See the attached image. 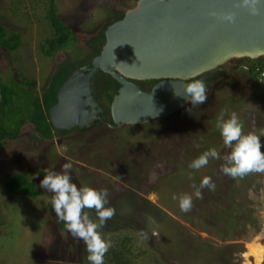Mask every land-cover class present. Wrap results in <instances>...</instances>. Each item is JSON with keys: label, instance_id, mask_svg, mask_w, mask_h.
<instances>
[{"label": "rangeland", "instance_id": "1", "mask_svg": "<svg viewBox=\"0 0 264 264\" xmlns=\"http://www.w3.org/2000/svg\"><path fill=\"white\" fill-rule=\"evenodd\" d=\"M138 1L55 3L61 19L86 48L117 13L133 9ZM49 9V0H0L8 32L22 36L18 52L0 48V80L5 85L26 78L36 83L41 96L59 65L87 60L78 50L59 52L51 60L42 55L50 35ZM245 66L249 63L233 60L231 75L203 105H189L147 125L47 142L36 140L34 126L27 123L19 138L0 140V264H89L86 245L57 219L53 194L40 187L44 175L61 172L65 163L72 164L70 175L78 187L107 189L105 207L114 208L115 214L99 231L111 246L118 245L119 238H132L133 264H255L247 254L251 244L264 246V173L232 178L220 171L223 160L211 158L199 170L189 167L210 148L221 156L230 153L216 126L221 116L227 120L235 113L244 134L264 130V87ZM17 174L26 176L43 195L31 199L2 192ZM205 176L215 188L202 189L197 198ZM182 195L192 197L188 212L180 210ZM85 211L99 222L95 209Z\"/></svg>", "mask_w": 264, "mask_h": 264}, {"label": "water", "instance_id": "2", "mask_svg": "<svg viewBox=\"0 0 264 264\" xmlns=\"http://www.w3.org/2000/svg\"><path fill=\"white\" fill-rule=\"evenodd\" d=\"M239 5L240 0H139L107 29L91 68L76 69L60 88L49 111L53 128H91L108 115L93 89L100 72L121 87L110 108L118 129L147 125L188 107L182 97L187 81L233 60L263 59L264 0H257L255 13ZM229 15L234 22L225 19ZM147 81L159 83L145 92L139 82Z\"/></svg>", "mask_w": 264, "mask_h": 264}, {"label": "clouds", "instance_id": "3", "mask_svg": "<svg viewBox=\"0 0 264 264\" xmlns=\"http://www.w3.org/2000/svg\"><path fill=\"white\" fill-rule=\"evenodd\" d=\"M257 0H240L241 7L251 8L256 12L254 5ZM228 22H234L235 17L226 16ZM175 95L177 94L175 90ZM192 107L203 105L207 99V85L203 80L192 79L184 84V95L182 96ZM191 112V109H188ZM217 128L223 138V144L230 148L229 154L221 156L216 148H210L198 158L193 160L189 167L199 170L209 163V159L223 160L220 171L229 177H244L249 173H264V130L259 134H244L243 125L238 116L233 113L227 120L221 116L217 120ZM71 163H65L62 171L49 172L40 181V187L53 194L51 199L52 210L59 221H62L67 231L74 239L84 242L87 248V260L89 264H105L104 257L111 247L110 242L101 234L99 229L105 222L112 218L115 209L105 207L108 203L107 189L96 190L91 187L77 186L72 182L70 175ZM215 188L211 178L205 176L195 192L197 198H201V190ZM174 199L176 197H173ZM179 207L183 212H188L192 208V197L182 195L179 198ZM85 209H95L98 223L89 218Z\"/></svg>", "mask_w": 264, "mask_h": 264}, {"label": "trees", "instance_id": "4", "mask_svg": "<svg viewBox=\"0 0 264 264\" xmlns=\"http://www.w3.org/2000/svg\"><path fill=\"white\" fill-rule=\"evenodd\" d=\"M49 2L50 9L47 12L46 20L50 27V35L44 40L41 50L42 55L51 60L59 52L65 50L74 52V50H78L81 55H86L87 60L84 62L67 60L59 65L53 76L48 78L46 85L42 89L41 96L36 92V83L26 78L15 80L14 84L12 82L6 85L0 80V140L15 139L22 133V129L27 123L32 124L37 134L44 139L52 138L56 131L50 122L49 111L57 104L58 91L77 68L89 66L91 60L100 55L106 43L105 34L102 33L97 40L89 43L88 48L81 47L75 33L59 16L56 0H49ZM14 8L12 9L14 10ZM21 46L22 36L8 32L0 13V48L16 53ZM249 64L252 69L247 73L257 80L255 68L258 65L264 67V61L261 59L257 61L249 60ZM97 79H102L104 83L102 94H99L98 98L101 100V97H103L105 102L110 105L119 85L111 77L105 76L101 72ZM1 191L6 193V195L17 196L18 198L37 199L43 195L42 192L36 190V185L22 174L14 175L9 179L3 185ZM131 239L130 237L119 238L118 245L111 246L105 254V264H133L134 251L132 249L133 240Z\"/></svg>", "mask_w": 264, "mask_h": 264}, {"label": "flooded vegetation", "instance_id": "5", "mask_svg": "<svg viewBox=\"0 0 264 264\" xmlns=\"http://www.w3.org/2000/svg\"><path fill=\"white\" fill-rule=\"evenodd\" d=\"M138 3V2H137ZM137 3H136V5H137ZM136 5L133 7V8H135L136 7ZM125 14H126V12L125 13H123V14H119V13H117L115 16H114V19L112 20V21H110V22H108V24L103 28V30H102V32H100L98 35H96V36H94L92 39H90V40H88V42L86 43V48H88V46H89V43L90 42H92V41H94V40H97V38L100 36V34H102V33H106V31H107V29L111 26V25H113V24H115V23H117V22H119V21H121V20H123V18H124V16H125ZM94 60V59H93ZM93 60H91V64H89V66H87V67H83L84 69H90L91 68V65H92V61ZM238 60H242V61H246V62H248L249 63V59H238ZM261 60H263L264 61V58L263 59H261ZM232 62V61H231ZM231 62H229L228 64H226L225 66H223V67H221V68H218V69H216V70H214V71H212V72H209V73H207V74H204V75H202L201 77H199V78H197V79H200V80H203L204 81V83L207 85V96H208V99L214 94V92L216 91V89H217V87L219 86V85H221L231 74L229 73V64L231 63ZM77 69H79V68H77ZM100 74V73H99ZM98 74V75H99ZM103 74V73H102ZM97 75V76H98ZM105 75V74H104ZM105 76H107V75H105ZM107 78V77H106ZM159 83V81H147V82H139V85L141 86V88L145 91V92H151V90L153 89V87L155 86V85H157ZM119 85V84H118ZM103 87H104V83L102 82V79H97V77H96V79H95V81H94V83H93V89H94V93H95V96L97 97V99L102 103V105L104 106V108L106 109V111H108V115H106V114H102L101 115V119H99L96 123H95V125H93V126H91V128H83V129H80V128H73V129H71V130H69V131H56L55 129V131H56V134L55 135H53V137L52 138H50V139H44L43 137H41L39 134H37V132H36V129H35V127H34V138L37 140V139H39V140H44V141H47V142H49V141H53V139L55 140L57 137V139H61L62 137H64V139H67V138H70V137H72V136H76V135H83V134H85L86 132H90V131H94V130H103V129H106V130H110V131H112V132H116V131H118V130H120L121 128H123V127H125V125L124 126H122L121 128H118V129H116L115 128V124H114V121H113V119H112V115H111V111H110V108H111V104L109 105L108 103H106L105 102V100H104V98L103 97H101L102 99L100 100L99 98H98V95L99 94H102V89H103ZM120 85H119V88H118V90H117V92H116V94H115V96L118 94V91L120 90ZM114 96V97H115ZM114 99V98H113ZM207 99V100H208ZM113 102V101H112ZM187 108V107H186ZM165 119V118H164ZM109 124H111V126L112 127H110V125ZM127 127V126H126ZM125 127V128H126ZM21 136V134L18 136V137H16L15 139H17V138H19ZM17 175H20V174H17ZM23 175V174H22Z\"/></svg>", "mask_w": 264, "mask_h": 264}, {"label": "bare ground", "instance_id": "6", "mask_svg": "<svg viewBox=\"0 0 264 264\" xmlns=\"http://www.w3.org/2000/svg\"><path fill=\"white\" fill-rule=\"evenodd\" d=\"M247 256L252 258L255 264L264 263V246L259 244L249 245Z\"/></svg>", "mask_w": 264, "mask_h": 264}, {"label": "built area", "instance_id": "7", "mask_svg": "<svg viewBox=\"0 0 264 264\" xmlns=\"http://www.w3.org/2000/svg\"><path fill=\"white\" fill-rule=\"evenodd\" d=\"M243 69L246 72H249L252 69V67L249 64V66H245V67H243ZM255 73H256V76H257V82H259L260 84H262L263 87H264V67L259 66V65L256 66Z\"/></svg>", "mask_w": 264, "mask_h": 264}]
</instances>
